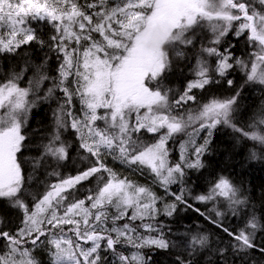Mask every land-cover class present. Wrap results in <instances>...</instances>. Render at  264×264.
I'll return each mask as SVG.
<instances>
[{
    "label": "snow or ice",
    "instance_id": "1",
    "mask_svg": "<svg viewBox=\"0 0 264 264\" xmlns=\"http://www.w3.org/2000/svg\"><path fill=\"white\" fill-rule=\"evenodd\" d=\"M204 29L212 35L199 36ZM229 32L244 38L248 60L234 56V45L218 47ZM198 43L196 79L179 96H170L164 80L173 60L184 58ZM29 45L55 52L60 64L58 75L51 77L47 56L32 66L26 62L0 83V200L20 214L19 226L13 227L0 213V264H41L37 250L47 254L48 264H152L145 249L176 247L159 217H173L180 205L228 238L227 245L215 248L223 264H229V252L242 264L253 252L264 256V223L246 211L251 201L241 185L220 176L206 194L194 197L211 205L207 212L189 203L183 188L185 169L204 167L201 157L218 125L264 151V109L246 128L233 122L240 89L196 108L184 107L197 104L193 89L219 84L217 77L233 88L227 77L237 66L245 84L264 86V0H0V53L16 56ZM29 71V86L21 87ZM48 80L52 84L45 94L36 95ZM57 93L62 102L54 126L26 174L22 157L33 144L26 131L29 114L37 100L60 99ZM69 130L88 154L81 157L88 166L61 177L59 169L70 157L64 137ZM200 132L206 135L197 144ZM178 134L188 139L180 145V161L172 163L168 142ZM109 156L129 167L148 168L174 200L119 177L104 162ZM261 158L251 150V159ZM38 173L45 177L36 181L42 190L32 192L29 182ZM93 178L95 187L81 197L78 186ZM176 183L182 185L180 192H170ZM229 215L242 223L230 228L217 219ZM181 246L187 254L177 253L173 264H195V256L212 251L209 235L201 232L189 231Z\"/></svg>",
    "mask_w": 264,
    "mask_h": 264
},
{
    "label": "trees",
    "instance_id": "2",
    "mask_svg": "<svg viewBox=\"0 0 264 264\" xmlns=\"http://www.w3.org/2000/svg\"><path fill=\"white\" fill-rule=\"evenodd\" d=\"M235 28V25H234ZM44 32H48V27L42 29ZM199 36H208L212 34L207 30H201L198 33ZM203 45L208 46L207 39L203 40ZM234 45L230 50L235 57H239L244 60H248V52L250 51L247 43L243 37L236 38L232 32H229L227 36L222 39V42L218 47L224 48ZM201 45L198 43L195 48L186 53L184 58H175L171 71L166 75L164 80V86L171 89L170 96H179L186 88L187 83L191 80L196 79L195 67L197 56L200 54ZM48 57L46 68L49 69L48 75L56 77L58 75L56 69L60 64V60L56 58L55 52L49 51L47 48L41 50L34 46H25L19 55L13 56L8 53H0V83H2L6 77L10 76L14 71H19L25 66V63L29 66L35 65ZM214 61L215 57L209 58ZM32 75L31 71L25 74L24 78L19 81L21 87H28V78ZM221 82L219 84H210L204 89H193L197 97V104L185 105V108L191 107L196 108L199 105H203L209 102L213 97L224 98L234 94V90H241V97L238 101V110L233 115V122L239 127H247L253 119L258 118L261 115V110L264 109V86L259 84H245V74L237 66L233 70H230V75L227 79H233L234 86H229L224 83L223 78H219ZM52 84L51 80L44 81L40 86L36 95H43L46 89ZM60 99L50 98L47 101L37 100L36 106L31 110L28 118V124L26 131H28L29 138L33 141V144L25 151L24 157V169L27 174L31 170V160L40 151V145L46 143L47 136L54 126V112L58 109L59 103L62 102V93H57ZM34 98V97H30ZM79 103L77 102L76 105ZM191 131V129H189ZM251 130V129H248ZM178 134L174 136L169 143V159L173 163L180 161V145L188 138L182 139ZM64 137L71 145L68 151L70 154L69 160L65 162L66 166L59 169L61 177L75 175L77 172L88 166V161L82 159V156L88 154L79 149V141L76 135L71 131H66ZM183 140V141H182ZM208 150L201 157L204 167L200 169H185L186 175L184 177L183 188L185 191V197L189 203L193 204L195 208H199L201 211L207 212L208 208L211 207L209 204L199 203L194 197L206 194L210 186L220 177L225 176L230 178L234 183L241 185L248 195L251 203L246 209L249 213L255 212L258 219L264 223V158L251 159V150L255 149L261 157H264V151L261 150L260 145L255 142L243 137L240 133L233 131L232 128L218 125L213 130L210 138ZM149 142H152L149 137ZM189 155H191V147L188 148ZM194 159V157H191ZM108 167L112 168L119 177H126V172L122 171L125 164H122L119 160L105 158L104 161ZM144 168H136L137 173H140L150 184V188L155 191L163 192L158 185L159 182L155 179L154 175L148 171H144ZM99 175V174H97ZM106 175V174H105ZM45 179V177L38 173L36 178L30 181L32 187L30 190L36 192L42 190V185L37 184V180ZM50 181H56L57 177H47ZM135 179V178H134ZM155 179L156 184L153 182ZM140 181L139 179H136ZM144 186L147 187L145 181ZM171 186V185H170ZM80 188L79 195L81 197L87 195L89 187H95V178L89 181L83 182ZM175 188L179 193L181 190V184H175ZM190 190V193L189 191ZM174 198H169V202ZM29 203H31V197H29ZM219 207V204H217ZM162 207V205H161ZM11 220L12 226H19L20 214L16 211L6 215ZM214 215V213H208ZM223 219L226 226L235 228L242 222L239 219L233 220L229 215ZM159 220L165 225V231L176 247L171 251H158V250H147L149 255L152 256V264H173L176 259L177 253L187 254L185 248L182 245V241L186 239L187 233L201 232L209 235L210 245L212 247L211 252H202L195 256V264H223V261L217 260L215 254V248L217 246L224 247L228 243V238L225 234L203 216H200L192 208L185 210L183 205L178 206L177 212L173 217L160 216ZM168 228L171 229L168 232ZM260 239H264V235L260 236ZM37 258L41 261V264H47L45 252L37 250L35 252ZM227 260L229 264L234 261L235 264H242L240 257H234L231 252L227 254ZM251 261H256L257 264H264V256H261L258 252H253L248 258H245L243 264H250Z\"/></svg>",
    "mask_w": 264,
    "mask_h": 264
},
{
    "label": "rangeland",
    "instance_id": "3",
    "mask_svg": "<svg viewBox=\"0 0 264 264\" xmlns=\"http://www.w3.org/2000/svg\"><path fill=\"white\" fill-rule=\"evenodd\" d=\"M234 27V26H233ZM76 108L78 109L79 108V104L76 105ZM190 131V130H189ZM206 135V132H200L199 135L197 136V139H196V143L197 144H202L203 143V137H205ZM182 139L184 138H187L186 136L182 135L180 136ZM183 141V140H182ZM109 158L113 159L112 157L109 156ZM180 158V157H179ZM172 162V161H171ZM173 163V162H172ZM126 167H123L122 171L125 173L126 172V177H123V178H127L128 180H131V181H134L135 183L139 184V185H142L144 186V181L147 185V187L150 188V184L148 183V181L140 174V173H137V171L135 170L136 168H144L143 170L144 171H148L150 174H152L150 172V170L146 167H137V166H132V167H129L128 165H125ZM153 175V174H152ZM135 178V179H134ZM136 179H139L140 181H137ZM155 184V179L153 181ZM178 185L180 183H177ZM175 184H172L171 186H169V191L170 192H174V191H177V188L174 187ZM159 188L165 192V189L161 186V185H158ZM156 193L157 196L159 197H162L163 200H169V198H174L173 196L171 195H167L166 193H163V192H159V191H155V190H152ZM161 205L163 206V203L161 202ZM4 212L6 215H8L9 213H12L14 212L15 210L13 209H10L7 207L6 205V202L3 201V200H0V212ZM46 254V253H45ZM47 261V262H46ZM45 262L48 264V256L46 254V260Z\"/></svg>",
    "mask_w": 264,
    "mask_h": 264
}]
</instances>
